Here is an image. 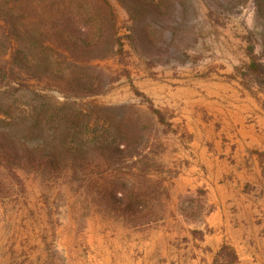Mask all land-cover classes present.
Returning <instances> with one entry per match:
<instances>
[{"label":"rangeland","instance_id":"1","mask_svg":"<svg viewBox=\"0 0 264 264\" xmlns=\"http://www.w3.org/2000/svg\"><path fill=\"white\" fill-rule=\"evenodd\" d=\"M103 2L39 0L32 14L90 20L84 28L90 37L97 29L99 10L103 17L108 9L115 15L120 52L92 59L85 71L98 75L103 85L95 96L98 103L132 104L148 123L152 116L159 127L151 135L158 147L153 148L156 165L150 176L163 177L165 191L156 215L165 214L174 207L169 190L180 167L178 159L186 151V109L213 120L218 104L232 108L238 98L249 97L264 108V86L243 76L251 54L264 66L263 23L253 0H135L127 2L130 6L126 0ZM149 106L160 111L162 123ZM251 118L249 113L247 120ZM251 153L264 177V149ZM20 175L24 187L13 191L21 192L0 200V264H106L101 247L106 239L112 242L118 230L158 229L162 224L129 226L100 212L92 197L106 184L103 178L78 189L63 175L51 181L23 171ZM185 201L191 210L197 209V193ZM223 245L217 256L230 259L232 248ZM114 252L112 245L106 248V255Z\"/></svg>","mask_w":264,"mask_h":264},{"label":"trees","instance_id":"2","mask_svg":"<svg viewBox=\"0 0 264 264\" xmlns=\"http://www.w3.org/2000/svg\"><path fill=\"white\" fill-rule=\"evenodd\" d=\"M253 1L264 29V0ZM38 3L0 0V200L21 192L13 191L24 187L20 171L43 181L63 175L78 189L103 178L92 197L100 212L129 226L159 221L164 180L150 176L158 147L151 135L159 127L132 104L98 103L103 85L85 71L92 59L120 52L115 15L99 10L90 37L84 31L90 20L38 18L32 14ZM249 57L243 76L264 86L263 64ZM149 112L163 122L156 108Z\"/></svg>","mask_w":264,"mask_h":264},{"label":"crops","instance_id":"3","mask_svg":"<svg viewBox=\"0 0 264 264\" xmlns=\"http://www.w3.org/2000/svg\"><path fill=\"white\" fill-rule=\"evenodd\" d=\"M212 114L204 120L184 113L186 151L169 190L174 207L155 222L162 224L118 230L103 242L104 263L264 264V177L251 153L264 149V108L244 97L232 108L218 104ZM196 193L193 211L185 198ZM223 244L232 248L230 259L217 256Z\"/></svg>","mask_w":264,"mask_h":264}]
</instances>
